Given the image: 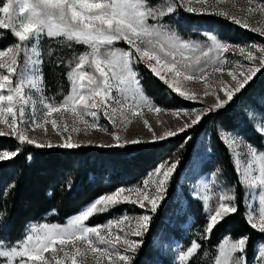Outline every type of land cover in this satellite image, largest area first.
<instances>
[{"label":"snow or ice","instance_id":"6c2138e0","mask_svg":"<svg viewBox=\"0 0 264 264\" xmlns=\"http://www.w3.org/2000/svg\"><path fill=\"white\" fill-rule=\"evenodd\" d=\"M198 2L208 4V0H198ZM185 6L186 0H165L160 6L149 5L148 0H6L0 6V14H3V18H0V29L10 30L13 37L17 39V43L0 50V70H3L0 71V124L11 129L10 133L0 131V135L14 136L20 143H36L25 135L26 128L17 127V113L22 122L40 126L35 119L30 122L23 121L25 105L29 104L32 106L33 115L39 104L41 110H46L48 115L61 109H70L80 118L85 115L95 118L97 111L103 108L104 116L110 120L117 112L125 119L128 112L137 115L139 113L135 110L141 107H147L157 113L161 112L162 109L155 106L145 95L138 73L134 70V63L144 62L156 77L182 97L197 99L195 94L181 91V88L176 86L179 78L188 81L204 80V95H209L207 89L210 85L205 79L207 72L200 65L202 62L203 64L214 63L215 58L210 53L226 52L231 46L220 41L215 35L208 37L210 43L190 45L159 22L166 15L174 14L179 7ZM208 6L211 7V5ZM258 9L264 12V5L258 6ZM186 10L194 11L195 9L187 7ZM254 10L256 9H248L249 12ZM219 14L231 18L234 23L244 28L250 27L246 20L230 16L227 12L221 11ZM149 19L156 20L157 23L149 24L147 22ZM251 30L264 35L262 29ZM44 36L60 39L68 46L74 42L85 45L89 49L74 58V67L73 62L69 61L70 71L67 77L70 91L58 105L52 103L51 98L43 95L44 90L41 87L43 84L41 66L44 61L39 45ZM115 41H124L130 47L127 50L113 48L111 46ZM236 47L249 62H252V66L240 73L242 79L233 72L228 73L235 81V87L220 81L227 98L221 100L218 95L212 93L216 96L215 109H220L232 101L234 95L250 86L257 73L264 69V45ZM186 50L198 51L199 54L186 56L184 54ZM21 53L24 56L22 64L18 60ZM47 54L51 57L52 49H49ZM257 59L259 64L254 63ZM238 67L242 66L238 65ZM86 68H93L94 71H87ZM222 70L221 67L215 68L217 72ZM162 71L172 74V81L166 79ZM94 73H98L99 76ZM33 89L39 94L36 98L31 95ZM113 89L119 93L118 97L113 94ZM212 110L213 108H208L205 112L196 114L191 123H185L176 131L169 130L159 137L154 134L153 139L163 140L177 135L178 132L182 133L185 129L197 124L206 112ZM179 111L187 114V110ZM193 112L195 113V110ZM112 122L116 123L115 120ZM83 123L88 124V121L83 120ZM144 123L147 125L146 120ZM52 126L56 127L55 121L52 122ZM89 127L96 128L98 125L92 123ZM257 131L264 137V124L258 127ZM119 139L116 136L118 145ZM225 139L235 153L234 164L238 173V185L249 189V196L254 200L257 199L256 189L260 188L259 207L257 209L249 205L246 222L254 231L264 236V151L242 138L226 137ZM140 142L139 140L130 141V143ZM38 146L51 147L52 145ZM59 146L77 148L80 145L73 143L69 136ZM240 149L246 150L242 153ZM19 152V148L0 151V161L16 157ZM242 155L247 157L246 161L242 162ZM242 163L243 168H241ZM177 164L178 161H166L158 165L154 172L149 174L150 179L143 182V187L120 188L114 193L99 196L79 214L70 218L66 225H33L22 241L12 245L0 239L2 264H66L67 261L77 264L78 258H80V264H84L88 253L92 254L96 264H100L104 258H107V264H134L135 254L141 248L143 241L129 239L127 232L123 235L117 234L113 238L111 226L116 224L119 230L120 224H127L133 236L142 237L149 229L152 219L149 214L145 213L132 218L124 215L116 221H109L107 225L88 226L86 221L121 203H135L144 209L147 202V205H150V211L155 213L159 202L164 198L167 191L166 185ZM254 164L257 167L254 168ZM257 170L259 174L254 175ZM150 185L155 186L151 192L148 190ZM132 192H135V200L125 194ZM209 199L208 196L204 197L208 212L205 236L225 218L238 211L234 192H221L216 198L215 207L208 204ZM4 215L0 212V221L3 220ZM133 221H135L134 227ZM102 229H108V234H102ZM250 238L248 234L234 241L230 237H225L213 258V264H250L243 255ZM101 245H107V247ZM117 245L126 247L121 250L117 248ZM200 248L201 245L193 240L186 250L179 252L178 259L182 264H191V258H194V254H197ZM125 252L131 255L124 254ZM254 259L256 264H264V241H259L258 246H254Z\"/></svg>","mask_w":264,"mask_h":264},{"label":"rangeland","instance_id":"374dc122","mask_svg":"<svg viewBox=\"0 0 264 264\" xmlns=\"http://www.w3.org/2000/svg\"><path fill=\"white\" fill-rule=\"evenodd\" d=\"M4 2H6V0H3V3ZM164 2L165 0H148V4L152 6H160ZM208 5H211V7H209ZM260 5H264V0H208V4L198 2V0H186L185 7H179L174 12V14L166 15L159 21L170 31L175 32L181 40L187 41L190 45H204L206 43H210L208 37L210 35H215L220 41L231 46L226 52H220L219 54H217L215 51H213L212 53H210V55L215 58L214 63L203 64L202 62V64L200 65V67H203L207 72V76L205 79L210 85V87H208L207 89L209 95H213L212 93H217V91L220 89V81L224 80L225 75H227L228 72L233 71L236 74H240L242 71H246L248 67L252 66V62H249L246 59L245 55H242L239 52V49L236 46L242 47L245 45H256L257 47H259L261 45H264V35H261L259 32L251 30L253 28H259L264 30V12L258 9V6ZM187 7H191L195 10L187 11ZM249 8H253L256 10L249 12ZM221 11L229 13L230 16L246 20L250 27L244 28L241 25L234 23L231 18L220 15L219 13ZM206 16L211 18H205ZM0 18H3V14H0ZM147 22L149 24L157 23V21L153 19H149ZM240 30H248L254 35L259 36L263 40H251L246 37L247 34L239 33ZM0 37H2L0 38V50L6 49L9 46H12L17 43V39L13 37L11 31L9 36L7 37L6 34L3 33L0 29ZM39 47L43 52L44 61L41 66V73L43 75V84L41 87H43L44 90L43 95L48 98H51V102L58 105L61 101H63L64 97L68 95L70 91V83L67 77V73L68 71H70L69 61L73 62L72 66L74 67V58L77 57L79 54L84 53L85 51H89V49L85 45L76 44L74 42L71 43V46H68L67 43L62 42L60 39L48 38L46 36L41 38ZM111 47L127 50L130 46L127 45V43L124 41H115ZM49 49H52L53 51V55L51 57L47 54ZM132 51L134 52V49ZM184 54L186 56H195L198 55L199 52H192L191 50H186ZM18 60L21 64L23 63V53H21V55L18 57ZM254 63L259 64V60L257 59ZM135 64H144L147 67L144 62L134 63L133 67L136 73H138V71L135 68ZM238 65L242 67H238ZM216 67H221L223 70L221 72H217L215 71ZM46 70L49 72V74L55 72V74L57 75V81L55 84L46 86ZM86 70L90 72L94 71L93 68H86ZM94 74L99 76L98 73ZM162 75H165L166 79L172 81V74H168L162 71ZM138 78L141 81L139 74ZM141 85L145 95L151 99L155 106H158L162 109L161 112L157 113L154 110H149L147 107H141L138 110H135L139 113L137 115H133L130 112L126 113V119L125 117H122L119 112H117L112 117V120L116 121V123L113 124L112 120L104 116L103 108L97 111V116L95 118L90 115H85L83 116V118H80L73 114L70 109H61L58 112H52L50 115H48L46 110H41L39 104H37L35 113L33 115L32 106L29 104L25 105V115L23 117V121L30 122L35 119L40 123V126L36 127L31 123L22 122L21 118L19 117V113H17V127L21 129L26 128L27 130L25 131V135L35 140L36 143L33 145L36 146L41 144H51V147H60L59 145L63 144L69 136L71 137V141H73L74 143L77 142L80 146L100 145L114 147L122 146L125 144H135L130 143V141L133 140H139L141 141L140 143H154L161 141L159 139L154 140V134L156 137H159L164 135V133L169 130L176 131L177 129L183 127L185 123H191V120L195 119L196 114L205 112V110L208 108H213L212 112H216L225 109L230 103L229 102L220 109H215L214 106L203 101L205 98L204 96H206L204 95V80L193 79L191 81H188L183 80V78H179V83L176 86H179L181 88V91L187 92L189 94H195L197 96V99H187L181 96L183 99L194 104V106L189 108H166L165 106L156 104L155 101L150 97V95H148L145 91L142 82ZM233 85H235V81L233 82ZM166 87L168 86L166 85ZM113 94L117 97L119 96V93H117L115 89H113ZM31 95L36 98L39 94L36 93V91L33 89L31 91ZM179 110H187V114ZM193 110H195V113L193 112ZM208 113L209 112H206V114ZM166 114L172 115L173 120L155 127L149 124V122H151L153 118H159L162 115L164 116ZM240 117L243 121L242 128H244L248 124H251L253 128L257 131V128L264 124V95L258 99L257 105L252 104L243 108ZM83 120H87L88 124H84ZM145 120L147 121V125H145L144 123ZM53 121L56 122L55 128H53L52 126ZM92 123H96L98 127H89V125ZM45 125L46 127H43ZM43 128H46V130L44 131ZM65 128L67 130H65ZM190 128L185 129V131ZM73 129H76V131H73ZM0 131L10 133L11 129L4 124H0ZM216 132L217 137L219 138L221 143L228 149L227 156L229 159V163L225 154L220 149L221 145L219 144V142H216V140H214V138L210 134L199 136L194 149L193 157L191 158L187 166L184 168V170L181 172L180 178L175 184L176 194L173 199V206L171 208L170 214L165 219V226L157 235L153 236L151 240L150 244L154 251V254L148 264H182V262L178 259L179 252L186 250L193 240L197 241L201 245V248L198 249L197 254H194V258H191V264H206L207 260H209V264H213V258L216 256L218 248L221 243L225 240V237H230L233 241L240 238H236L231 234H226L222 237L221 241L216 247L210 248V246H206L202 248V244L200 243L202 233L200 232V227L198 225L202 221V216H205L206 220L208 217V212L205 208V196L210 197V199L208 200V204L212 207H215L216 198L221 192H234L236 195L235 203L238 205V194L242 192V207L244 211L245 220L246 212L250 204L254 208L258 209V196L260 188L257 187L255 193L257 199L254 200L252 197L249 196V189L245 188L243 185H238V173L235 170L236 165L234 164L235 153L230 149L229 145L226 143L225 138L238 137L242 138L246 142H251L245 138L241 131H228L220 125H217ZM226 132H229L231 134L233 133V135H230ZM182 133L178 132L175 136H178ZM116 136L120 138L119 145L117 144ZM175 136L167 137L166 139L175 138ZM251 144L257 147L255 144ZM259 146L260 147L257 148L261 151H264V137H262V141ZM245 150L246 149H240L242 153ZM241 160L242 162L246 161L247 157H244L242 155ZM171 161L176 160H169V162ZM221 162L224 164V167L220 165ZM243 166L244 164L242 163L241 168H243ZM230 167L232 168V170L230 169ZM253 167L255 168L257 166L254 164ZM154 170L148 172L147 176L144 178L140 185H133L130 187L122 186L118 189H134L138 186L143 187V182L146 179H150L149 174L153 173ZM175 172L176 169L173 172L170 181H168L166 185L167 191L163 199L169 197L168 190L170 189L168 188L170 187L173 181V176ZM214 173H216V175H213ZM258 174V170L254 172V175ZM152 178L154 179V177ZM154 187V185H150L148 189L149 192H151ZM125 194L130 195V198L132 200L136 199L135 192ZM93 201H91L90 204ZM161 202L162 200L159 202V206ZM145 203L146 207L144 209H141L139 205L135 203H121L114 208L125 205L127 211H124L121 214L111 217L105 223H97L95 225H91L88 224L86 221V224L88 226L107 225L109 221H116L119 217L124 215L128 216L129 218H132L147 213L152 217L149 224L150 226L153 221V215L155 213H152L150 211V205H147V202ZM90 204H86L84 207L81 208L78 213H76L72 217L79 214L84 208H86ZM199 212L201 213V218L197 219L196 215ZM70 218H68L67 221L63 224L43 222L37 224V226L44 224L63 226L68 223ZM134 223L135 221L132 222L133 227ZM31 226L33 225H29L25 234L16 242L22 241L25 238ZM108 231V229L101 230L102 234L104 235H107ZM125 232L128 233L129 239H140L142 241H144L143 239H145V235L147 233L146 231L142 237H135L131 234V231L129 230V225L127 224H120L119 230L117 229L116 224H113L111 226V235L113 238L117 234L123 235ZM259 241H264V238L259 239L254 244V246H258ZM6 242L9 245L16 243L8 241ZM101 246L107 247V245ZM125 247L126 246L123 245H117V248H120L121 250H123ZM65 250L69 249L65 248ZM247 250L248 248L246 245V250L243 255L245 256L247 261L250 262V264H256V261L254 259V248L253 254L251 256L247 255ZM124 254L131 255V253L129 252H125ZM136 255L137 253L135 254V256ZM237 255H240V253H237ZM256 255H258V252H256ZM18 259L19 258H17V260ZM2 262L3 258H0V264H2ZM66 264H71V262L67 261ZM77 264H80V258H78ZM84 264H96L95 259L93 258L91 253L87 254V257L84 260ZM100 264H107V258L102 259L100 261Z\"/></svg>","mask_w":264,"mask_h":264},{"label":"trees","instance_id":"16d2710c","mask_svg":"<svg viewBox=\"0 0 264 264\" xmlns=\"http://www.w3.org/2000/svg\"><path fill=\"white\" fill-rule=\"evenodd\" d=\"M3 0H0L2 6ZM205 18H211L206 16ZM8 37L9 30L1 29ZM251 40L262 41L259 36L248 30ZM5 36V35H4ZM3 36V37H4ZM145 91L156 104L166 108H189L194 106L179 94L170 90L144 64H135ZM46 86L55 84L57 75L46 70ZM264 95V69L261 70L250 86L236 94L225 109L204 115L200 122L182 134L154 143H135L122 146H85L77 148L40 147L20 143L13 136L0 135V150L20 149L16 157L0 161V212L4 218L0 221V239L16 242L26 232L29 225L43 222L63 224L78 213L86 204L97 197L113 193L119 187L140 185L148 172L165 161H178L173 181L168 189V198L160 203L153 215V221L143 239L144 243L134 258V264H148L153 257L151 240L165 226L176 194L175 184L181 172L190 162L199 136L210 134L221 145L227 161L228 149L217 137L216 127L220 125L228 131H241L248 141L258 148L262 136L251 124L242 128V109L248 105H257ZM229 133V132H227ZM224 167V164H221ZM232 170V168L230 167ZM243 194H238V211L229 215L214 230L205 236L206 217L199 223L202 236V248L216 247L226 234L238 238L250 235L247 243V255L253 254L254 244L264 238L254 231L244 218L242 207ZM125 207V208H123ZM127 211L119 206L91 217L87 223L95 225ZM201 218V213L196 215ZM156 221V222H155ZM206 264H209L207 260Z\"/></svg>","mask_w":264,"mask_h":264},{"label":"bare ground","instance_id":"6f19581e","mask_svg":"<svg viewBox=\"0 0 264 264\" xmlns=\"http://www.w3.org/2000/svg\"><path fill=\"white\" fill-rule=\"evenodd\" d=\"M230 72H233V71H230ZM229 73V72H228ZM227 73V75H225V78H224V80H223V82H225L227 85H229L230 87H235V85H233V80H232V77L229 75ZM234 73V72H233ZM236 74V73H235ZM237 75V77L239 78V79H242V77L240 76V74L238 73V74H236ZM216 95H218L219 97H220V99L221 100H225L227 97L225 96V93H224V91L222 90V85L220 84V89L217 91V93H216ZM205 98H204V100L203 101H205V102H207V103H209V104H211L212 106H214L215 105V103H216V96L215 95H209V96H204ZM151 120V119H150ZM171 120H173V116L172 115H162L161 117H159V118H153L152 120H151V122H149V124L151 125V126H159V125H161V124H163V123H167V122H169V121H171ZM43 127H46V125L45 126H43ZM43 130L45 131L46 130V128H43ZM43 132V131H42ZM50 132V131H49ZM48 132V133H49ZM227 133V132H226ZM46 134V133H45ZM228 134H230V135H233V133L231 134V133H228ZM44 136H46V135H44ZM44 139H46V138H44ZM73 142V141H72ZM61 143V142H60ZM74 143V142H73ZM77 143V142H76ZM78 144V143H77Z\"/></svg>","mask_w":264,"mask_h":264}]
</instances>
